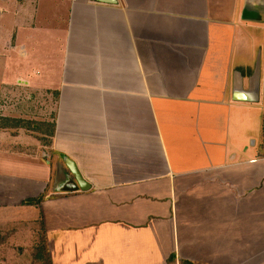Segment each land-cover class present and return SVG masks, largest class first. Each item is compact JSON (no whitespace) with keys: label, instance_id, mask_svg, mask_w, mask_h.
I'll list each match as a JSON object with an SVG mask.
<instances>
[{"label":"crops","instance_id":"1","mask_svg":"<svg viewBox=\"0 0 264 264\" xmlns=\"http://www.w3.org/2000/svg\"><path fill=\"white\" fill-rule=\"evenodd\" d=\"M55 1L44 80L19 81L55 105L54 131L0 139V207L47 195L33 209L53 264H264V141L242 127L263 79L258 102L233 99L264 23L245 0ZM59 153L89 189L53 190Z\"/></svg>","mask_w":264,"mask_h":264},{"label":"rangeland","instance_id":"2","mask_svg":"<svg viewBox=\"0 0 264 264\" xmlns=\"http://www.w3.org/2000/svg\"><path fill=\"white\" fill-rule=\"evenodd\" d=\"M58 10L55 0H28L22 4L20 0H0V116L17 119L23 116L39 123L48 120L44 121L47 124L42 129L52 130L55 105L50 103L39 110V104L30 105L25 97L20 99L19 96L31 93L33 87L19 84V81L44 80L43 74L47 71L44 69L47 64L45 50L49 46L51 52L56 49V39L47 35L56 32L51 26L64 22V17L58 22ZM247 35L241 46V59L251 53L255 63L260 55L264 81V24L255 26ZM246 113L242 115L244 135L248 136V129H253V139L248 144L252 146L256 141L259 144L264 141V99L260 106L253 108L252 127L244 117ZM4 131L0 129L1 140L14 132L11 129ZM12 135L34 138L31 132L22 128ZM23 206L26 207H0V264H47L43 261L48 257L53 264L40 211L34 210V205ZM35 214L39 217L30 222L28 216Z\"/></svg>","mask_w":264,"mask_h":264},{"label":"water","instance_id":"3","mask_svg":"<svg viewBox=\"0 0 264 264\" xmlns=\"http://www.w3.org/2000/svg\"><path fill=\"white\" fill-rule=\"evenodd\" d=\"M242 19L255 23H264V0H245ZM262 65L261 56L256 59L252 75L247 86L240 72L234 73L233 99L235 101L256 103L260 100ZM62 161L57 162L53 184L55 192H71L79 189L87 190L89 185L82 176L77 164L69 156L59 153Z\"/></svg>","mask_w":264,"mask_h":264},{"label":"trees","instance_id":"4","mask_svg":"<svg viewBox=\"0 0 264 264\" xmlns=\"http://www.w3.org/2000/svg\"><path fill=\"white\" fill-rule=\"evenodd\" d=\"M56 119V116L54 115V120ZM47 123H39L37 121H33V120H28V119H17V118H9L6 116H0V129L2 130H20L21 128L23 130H25V132H31V133H40L42 131L44 132H51L50 135L53 133L54 131V125H55V121L54 124L52 125V130H46V129H42L44 127V125H46ZM42 132V133H44ZM49 135V134H48ZM46 140V139H43ZM47 195L46 194H41L40 196L36 197V198H30L24 201V204H30V205H40L45 199H46ZM49 258V257H48ZM46 259V261H43L44 263L50 264V260ZM42 262V261H40Z\"/></svg>","mask_w":264,"mask_h":264}]
</instances>
